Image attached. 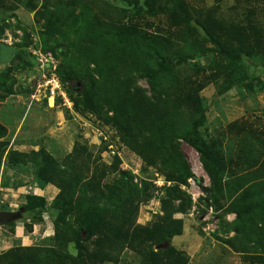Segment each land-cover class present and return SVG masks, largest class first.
Listing matches in <instances>:
<instances>
[{
    "label": "trees",
    "instance_id": "1",
    "mask_svg": "<svg viewBox=\"0 0 264 264\" xmlns=\"http://www.w3.org/2000/svg\"><path fill=\"white\" fill-rule=\"evenodd\" d=\"M12 1L34 12L41 25L34 47L58 61L75 112L93 114L114 129L165 183L136 177L131 169L109 180L101 152L94 156L80 141L64 156L43 145L12 149L8 127L0 121V171L3 164L32 163L41 183L59 188L51 202L34 193L21 200L27 231L49 214L50 242L0 251V264H119L128 250L138 264H189L173 240L184 232L185 219L178 214L188 215L194 206L189 180H198L183 143L198 152L210 178V192L198 207L203 214L212 208L218 216L214 234L247 264H264V133L238 122L215 136L202 130L209 109L202 91L210 84L218 94L235 87L250 93L263 89L251 67L262 66L264 72V0H235L228 13L217 15L186 0ZM139 16L167 22L154 31ZM8 27L0 20V39ZM21 28L24 39L16 43L21 50L0 69L1 100L17 92L14 71L35 65L25 56L32 31ZM102 144L108 150L110 141ZM157 196L162 213L138 223L140 205ZM229 214L234 219L228 220ZM16 223L4 225L14 232Z\"/></svg>",
    "mask_w": 264,
    "mask_h": 264
},
{
    "label": "rangeland",
    "instance_id": "2",
    "mask_svg": "<svg viewBox=\"0 0 264 264\" xmlns=\"http://www.w3.org/2000/svg\"><path fill=\"white\" fill-rule=\"evenodd\" d=\"M44 1L40 0L41 3ZM186 1L202 7L205 11L212 8L213 13L216 15L219 12L228 13L229 9L235 4V0H223L220 4L216 0ZM2 19H5L10 27L7 28L6 33L0 39V69L3 70L9 66L12 57L16 54L15 51L21 50L16 45L18 41L24 39V30L21 27L29 28L32 31L33 40L25 56L30 61H35L32 68L27 67L22 71H14L17 78L15 84V91L17 92L7 96L4 100L0 99V121L5 122L12 130L10 136L7 135L10 142L9 146L11 147L12 139L14 141L17 135L20 138L21 134H29L30 132L33 135L44 137L35 142L39 145L36 149L43 144L46 148L49 147L55 155L58 156V153H61L64 156L73 149L77 141H80L93 151L94 156L101 152L100 165L108 168L109 180L114 177L120 178L122 170L131 169L136 177L139 174L148 176L161 186L164 178L159 176L153 167L148 168L137 154L119 141L115 130L110 126L103 125L95 115L90 113L81 115L74 110L68 115L67 108L64 106L56 104L55 106L51 105L52 108H49L48 99L46 98L31 99V95L27 94L26 90L35 89L38 81L43 80L41 62L39 61L41 53H37L39 49L34 47L39 38L38 30L41 25L36 20L34 12L23 6H18L12 0H0V20ZM138 20L154 31L157 30L158 26L167 22L164 17L139 16ZM203 61L205 59L201 60L202 63ZM251 71L262 80L261 86L258 87L259 89L262 87V90L250 93L244 88L235 87L224 94H218L217 86L210 84L202 91V96L209 106L208 122L202 128L206 135L215 136L219 134L220 130H226L228 125L233 122H238L241 126L255 130V132L261 133L263 131L264 133V72L262 66L257 68L253 66ZM207 73L209 71L205 72L204 76ZM140 84L148 86L146 80L141 79ZM36 102H39V105H36ZM12 134L14 138L11 137ZM105 135L118 150L115 155H110L104 148L102 139ZM228 136L232 137L229 133ZM226 142H228V139ZM182 148L198 180H189L190 185L187 189L193 196L194 206L188 215L178 214V216L184 217L185 224L183 234L173 239L175 246L187 254L189 264H247L242 254L233 251L214 234L215 230L219 229V218L214 210L209 208L205 214L200 211L198 206H204L200 197H204L205 194L199 187L198 182L202 180L205 185L209 186L210 178L202 167L198 152L187 143H183ZM12 149L14 148L12 147ZM161 213V201L157 196L140 205L137 222L148 224ZM234 217V214H229L227 219L232 220ZM0 231L7 233V235L12 232L4 224H0ZM5 233H3V236L6 235ZM8 246L12 247L14 244H8L4 247L7 248ZM119 264H138V257L135 252L128 250L122 256Z\"/></svg>",
    "mask_w": 264,
    "mask_h": 264
},
{
    "label": "crops",
    "instance_id": "3",
    "mask_svg": "<svg viewBox=\"0 0 264 264\" xmlns=\"http://www.w3.org/2000/svg\"><path fill=\"white\" fill-rule=\"evenodd\" d=\"M35 104L39 105V102ZM48 104V107L52 108V100L48 101ZM3 123L8 127V134L10 136L12 130H10V127L5 122ZM12 136L13 134L11 137ZM17 137L14 141L12 139L13 143L11 142L10 145L11 148L13 147L18 150H28L29 147L36 149L39 145L35 142L44 138L33 135L30 132L29 134H21L18 139ZM50 145L53 146L52 143H50ZM47 149L54 153L49 147H47ZM58 155L62 156L61 153H58ZM27 185L35 186L37 194L44 196L47 202H51L59 193V188L56 185L52 183L43 184L35 177V167L32 163L15 165L3 164L0 171V210H17L18 207L21 206V200H23V197L26 195L24 186ZM5 230L7 231V229ZM3 233L5 232L0 231V251L9 248L10 246L7 248L4 247L8 244H14V246L48 244L50 242V237L54 234V226L51 218H45L42 222L34 224L32 231H27V229H25L24 219L22 218L17 221L14 232H10V235L5 233V236H3Z\"/></svg>",
    "mask_w": 264,
    "mask_h": 264
},
{
    "label": "built area",
    "instance_id": "4",
    "mask_svg": "<svg viewBox=\"0 0 264 264\" xmlns=\"http://www.w3.org/2000/svg\"><path fill=\"white\" fill-rule=\"evenodd\" d=\"M37 53H41V55L39 56V61L41 62L40 67L42 68L43 80L38 81L35 89L30 94L31 99L39 100L41 98H46L48 99V101L52 100V106L58 104L73 111V102L62 84L60 76L57 73L58 61L53 57L51 53L45 54L40 50ZM58 98L61 99L59 103H57ZM103 140H108L106 135L104 136V139H102V141ZM107 151L110 155H115L116 153H118V150H116L112 142H110ZM164 183L165 180L162 182V184ZM24 192L26 194H37L36 187L33 185L24 186ZM44 217L46 219L50 218L49 214L47 213L44 214Z\"/></svg>",
    "mask_w": 264,
    "mask_h": 264
},
{
    "label": "water",
    "instance_id": "5",
    "mask_svg": "<svg viewBox=\"0 0 264 264\" xmlns=\"http://www.w3.org/2000/svg\"><path fill=\"white\" fill-rule=\"evenodd\" d=\"M199 187L202 189L203 193L206 195L210 192V187L205 185V183L200 180L198 182ZM24 207H20L18 210H0V224H5L11 221L21 219L23 216ZM168 243H162L156 246V249L165 248Z\"/></svg>",
    "mask_w": 264,
    "mask_h": 264
},
{
    "label": "clouds",
    "instance_id": "6",
    "mask_svg": "<svg viewBox=\"0 0 264 264\" xmlns=\"http://www.w3.org/2000/svg\"><path fill=\"white\" fill-rule=\"evenodd\" d=\"M74 111H75V110H74ZM19 208H20V207H19ZM19 208H18V209H19ZM18 209H17V210H18Z\"/></svg>",
    "mask_w": 264,
    "mask_h": 264
}]
</instances>
